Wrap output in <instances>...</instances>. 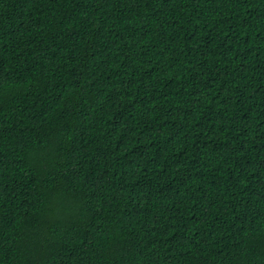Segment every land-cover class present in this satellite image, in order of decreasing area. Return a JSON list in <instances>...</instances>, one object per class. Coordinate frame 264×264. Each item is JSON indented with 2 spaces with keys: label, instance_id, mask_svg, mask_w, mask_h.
Instances as JSON below:
<instances>
[{
  "label": "trees",
  "instance_id": "16d2710c",
  "mask_svg": "<svg viewBox=\"0 0 264 264\" xmlns=\"http://www.w3.org/2000/svg\"><path fill=\"white\" fill-rule=\"evenodd\" d=\"M0 264H264V0H0Z\"/></svg>",
  "mask_w": 264,
  "mask_h": 264
}]
</instances>
